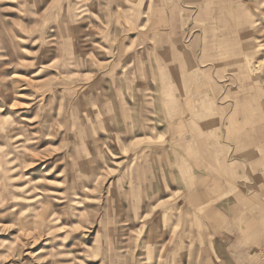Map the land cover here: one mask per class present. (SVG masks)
<instances>
[{"label": "crops", "instance_id": "1", "mask_svg": "<svg viewBox=\"0 0 264 264\" xmlns=\"http://www.w3.org/2000/svg\"><path fill=\"white\" fill-rule=\"evenodd\" d=\"M127 2L78 5L98 21L79 37L70 65L78 91L90 93L78 108L94 112L80 114L79 125L99 126L103 144L117 141V154L104 153L111 168L103 163L98 169L104 184L121 186L124 217L141 230L137 234L180 236L183 243L171 250L187 254L184 264H256L264 242L261 103L246 97L238 78L243 70L220 67L218 61L234 53L199 52L195 39L189 51L181 50L186 24L177 3L141 2L147 19L137 20ZM118 12H128L132 23H116ZM139 21L141 28L160 27L158 33L124 31ZM229 76L237 77L235 86L223 84ZM165 220H173V230L164 229ZM160 246L147 249L159 252Z\"/></svg>", "mask_w": 264, "mask_h": 264}, {"label": "rangeland", "instance_id": "2", "mask_svg": "<svg viewBox=\"0 0 264 264\" xmlns=\"http://www.w3.org/2000/svg\"><path fill=\"white\" fill-rule=\"evenodd\" d=\"M82 1L0 0V264H184L187 254L171 250L183 243L180 236L137 234L124 217L121 186L104 184L98 169L111 168L104 153L117 154V141L104 146L99 126L79 125L80 114L94 112L78 108L90 93L78 91L70 65L79 37L98 21L92 10L78 8ZM127 1L137 20L147 19L146 0ZM168 1L179 5L186 24L181 50L195 39L199 52L234 53L219 65L245 72L239 81L249 100L260 101L264 127V0ZM94 2L85 0L91 9ZM128 15L118 12L114 20L130 25ZM139 24L124 31L139 37L160 28ZM236 78L223 84L235 86ZM173 223L165 220L164 229L173 230ZM149 243L162 249L149 251ZM255 258L264 264V242Z\"/></svg>", "mask_w": 264, "mask_h": 264}, {"label": "bare ground", "instance_id": "3", "mask_svg": "<svg viewBox=\"0 0 264 264\" xmlns=\"http://www.w3.org/2000/svg\"><path fill=\"white\" fill-rule=\"evenodd\" d=\"M252 79V78H251ZM230 85V84H229Z\"/></svg>", "mask_w": 264, "mask_h": 264}]
</instances>
